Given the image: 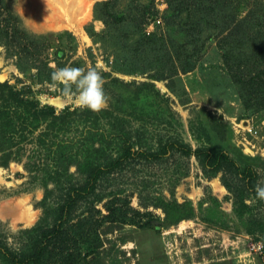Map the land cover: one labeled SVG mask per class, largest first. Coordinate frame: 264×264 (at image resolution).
I'll use <instances>...</instances> for the list:
<instances>
[{
  "label": "trees",
  "instance_id": "16d2710c",
  "mask_svg": "<svg viewBox=\"0 0 264 264\" xmlns=\"http://www.w3.org/2000/svg\"><path fill=\"white\" fill-rule=\"evenodd\" d=\"M93 1L92 18L103 28L85 31L110 67L101 73L109 78L104 88L118 87L110 92L105 109H56L40 103L28 85L16 88L7 80L0 82V166L21 162V144L35 137L43 154L32 163L23 162L26 171L40 178L42 215L18 231L24 239L17 251L0 245V264H99V224L133 222L122 210L127 200L115 182L135 163L151 166L177 155L187 165L193 158L205 179L218 177L238 216L249 211L246 201L256 197L264 158L242 153L221 116L203 108L195 122L188 121L195 147L178 135L162 137L149 126L176 121L169 97L152 81L165 80L166 89L186 103L181 100L187 92L180 75L191 71H197L213 100L232 99L247 115L264 112V0H162V10L157 0ZM0 42L11 54L24 55L23 65L16 66L24 74L35 69L39 83L49 84L55 71L48 50L55 55L52 62L62 67L59 35L26 29L9 0H0ZM208 42L214 45L211 62L201 60ZM112 72L148 80L124 81ZM185 175L176 170L171 175L170 196ZM115 184V189L109 187ZM140 203L162 211V217L144 213L147 219L139 224L156 233L194 214L189 201L149 197ZM110 231L106 226L102 232ZM246 232L253 234L252 229ZM261 241L264 245V234Z\"/></svg>",
  "mask_w": 264,
  "mask_h": 264
},
{
  "label": "rangeland",
  "instance_id": "374dc122",
  "mask_svg": "<svg viewBox=\"0 0 264 264\" xmlns=\"http://www.w3.org/2000/svg\"><path fill=\"white\" fill-rule=\"evenodd\" d=\"M93 2V0H9L26 29L36 34L52 32L56 38L59 35L64 47V54L59 60L62 64L61 68L65 66L85 69L94 67L102 73L110 71V67L104 62L102 51L91 42L85 31L88 28L99 32L103 28L100 22L95 23L96 28L92 23ZM156 3L159 10L165 6L162 0H157ZM148 27L150 28V25ZM64 31L69 34H62ZM212 43L206 44L205 48H207L204 49L201 60L214 61ZM10 51L6 50L0 42V82L7 80L16 88L22 85L30 86L36 93L35 97L42 104H49L46 101L48 99L63 100L56 90L48 86V83L36 81L35 69L27 70L26 74L22 73L16 65L17 63L23 65L24 55L19 58ZM54 56L51 50L47 51L50 66L56 70L57 66L52 62ZM112 75L124 81L148 80L145 76L116 72H112ZM102 77L105 82L109 80L108 77L103 75ZM180 77L187 92V96H183L181 100H185L186 103L181 102L166 89L165 80L152 81L156 89L169 97V106L175 113L176 121L172 119L170 124L151 125L149 126L151 131L165 138L169 135H178L184 142L195 147L197 142L188 129V121L193 119L195 122V114L202 112L204 108L222 117L223 122L232 131V141L242 153L264 158V112L247 115L232 99L213 100L206 92L197 71L181 74ZM104 91L109 97V103L110 92L118 91V87L110 85L104 88ZM64 102L60 107H54L56 109H62L64 106L76 107L73 102L66 100ZM157 105L155 104L154 107ZM201 115H199L200 118ZM235 123L239 126L252 125L256 130V137L246 135L248 142L246 143L240 131H237L239 128ZM136 126L137 124H133V127ZM35 134L36 132L32 137H35ZM31 141L21 144L23 147L21 162L11 161L7 167L0 166V245H5L13 251L19 249L24 239L20 238L18 231L31 227L42 215V208L38 204L43 196L40 178L34 171H26L23 166L26 161L32 163L39 156H43L40 152L41 148L37 146L36 137ZM175 170L177 173L186 171V175L181 177L178 184L174 186L173 195L170 196L169 179H172L171 175ZM117 182L118 187L124 190L119 195L127 200V206H123L122 210L127 211V219H133V222L99 224V238L102 240V249L96 261L99 264L257 263L256 258L255 263H248L246 252L249 243L261 241L264 234L262 200L257 197L250 198L246 201L251 207L249 211L241 216L236 215L233 212L231 200L225 198L228 192L220 184L218 177L205 179L193 158L187 165L183 164L177 155H168L167 158L156 161L151 166L135 163L133 169L128 167L125 173L120 174L115 183ZM259 184L264 186V174L260 175ZM51 186L52 184H48V187ZM116 186L115 184L109 187L115 189ZM58 193L57 191L55 195ZM149 197L174 199L178 203L189 201L194 214L190 219L181 220L175 225L161 227L157 233L140 228L139 224L147 219L144 213H150L153 217L163 215L158 208L141 205L140 201ZM13 205H18L16 209L14 208L15 212H11ZM97 207L102 210L101 214H106L101 204ZM106 226H110L111 231L104 234L102 231ZM246 229H252L253 234L247 233Z\"/></svg>",
  "mask_w": 264,
  "mask_h": 264
},
{
  "label": "clouds",
  "instance_id": "9594fccd",
  "mask_svg": "<svg viewBox=\"0 0 264 264\" xmlns=\"http://www.w3.org/2000/svg\"><path fill=\"white\" fill-rule=\"evenodd\" d=\"M104 84L101 73L94 67L65 66L51 73L48 86L56 90L63 100L99 112L108 106L109 97L104 91ZM255 193L258 199L264 200V186L258 183Z\"/></svg>",
  "mask_w": 264,
  "mask_h": 264
},
{
  "label": "built area",
  "instance_id": "2783aa9c",
  "mask_svg": "<svg viewBox=\"0 0 264 264\" xmlns=\"http://www.w3.org/2000/svg\"><path fill=\"white\" fill-rule=\"evenodd\" d=\"M156 22L158 23V20ZM235 125L239 128L237 131H240V135L242 136V139L246 143H248L245 138L246 135L256 137L255 136L256 130L252 125L246 124L243 126H239L237 123H235ZM246 256L248 257L247 259L248 263H255V258H256L257 263L255 264H264V245L262 241L257 240L249 243Z\"/></svg>",
  "mask_w": 264,
  "mask_h": 264
},
{
  "label": "bare ground",
  "instance_id": "6f19581e",
  "mask_svg": "<svg viewBox=\"0 0 264 264\" xmlns=\"http://www.w3.org/2000/svg\"><path fill=\"white\" fill-rule=\"evenodd\" d=\"M53 6V5H52ZM49 104H51V105H53V106H55V107H60L61 105H63L65 102H64V100H61V99H57V98H54V99H48V100H46ZM14 202H12V204H13ZM16 203V202H15ZM10 205V204H9ZM20 205H22V204H20ZM11 206V205H10ZM18 207V205H13L12 206V210H11V212L13 211V212H15V210H14V208L16 209ZM9 209V208H8ZM20 209V208H19ZM10 212V213H11ZM13 214V213H12ZM14 215H17V214H15L14 213Z\"/></svg>",
  "mask_w": 264,
  "mask_h": 264
},
{
  "label": "crops",
  "instance_id": "0c3cea01",
  "mask_svg": "<svg viewBox=\"0 0 264 264\" xmlns=\"http://www.w3.org/2000/svg\"><path fill=\"white\" fill-rule=\"evenodd\" d=\"M96 22H100V21H98V20H92V23H93V25H94V28H96V27H95V23H96ZM100 23H101V22H100ZM101 25H102V23H101ZM101 25H99L100 28H101ZM98 29H99V28H98Z\"/></svg>",
  "mask_w": 264,
  "mask_h": 264
}]
</instances>
